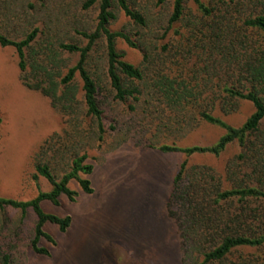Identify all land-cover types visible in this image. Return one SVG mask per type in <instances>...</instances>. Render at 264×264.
<instances>
[{
	"label": "rangeland",
	"instance_id": "1",
	"mask_svg": "<svg viewBox=\"0 0 264 264\" xmlns=\"http://www.w3.org/2000/svg\"><path fill=\"white\" fill-rule=\"evenodd\" d=\"M88 1L0 0V33L20 42L38 30L34 49L43 48L55 58L51 73L63 78L76 66L80 56L66 53L61 45L84 48L88 41L81 34L94 33L98 27L100 3L85 10ZM129 2L146 17L148 26L136 25L116 6L117 19L111 23L110 30L129 36L138 45L139 49H134L122 39L117 41L124 60L144 71V82L129 83L139 88L143 96L139 102L129 100L126 104L113 100L105 40H101L95 46L89 68L99 82V101L105 112L106 133L102 138L96 134L94 124L82 119L79 77L75 81L80 92L78 112H62L42 92L28 88V84L34 83L30 51L26 52L27 74L22 75L16 50L0 46V197L29 202L39 192L52 190L44 178L34 179L36 156L48 141L54 147L43 162L49 164L56 178L61 179L70 171L72 153H87L88 163L94 167L90 177L93 194H85L73 182L70 189L79 194L75 201L62 197L59 206L50 202L42 204L46 213L61 218L70 216L73 220L65 233L55 225H46L45 231L55 244L42 239L39 247L48 249L49 256L32 249L36 216L31 210L26 214L17 210L0 211V247L10 257L11 264H201L204 261L203 256L184 248L178 227L168 216L174 178L187 161L190 176L192 172H212L223 189H231L227 171L241 149L234 143L218 157L206 154L187 158L180 153L161 152L159 148L213 146L225 131L203 121L201 110L240 128L254 113V107L239 102L237 111L226 116L217 106L211 108L218 105L216 100L204 96L197 103L199 110L175 111L153 83L167 77L185 83L190 90L200 91L204 90V81H209L216 92L224 85L234 84L237 76L232 81L234 69L228 68L223 58L233 61L236 54L231 51V57L224 56L227 51H211L210 39L213 31L222 29L227 33L224 41L235 42L236 51L240 41L248 39L254 43L256 35L251 36L243 23L256 17L257 10L245 0H201L214 11L208 17L194 0H186L182 20L170 27L175 0ZM261 130L264 131V122ZM63 150L65 155H56ZM250 207L262 210L264 204L252 203ZM240 256L237 254L231 260L235 262Z\"/></svg>",
	"mask_w": 264,
	"mask_h": 264
},
{
	"label": "trees",
	"instance_id": "2",
	"mask_svg": "<svg viewBox=\"0 0 264 264\" xmlns=\"http://www.w3.org/2000/svg\"><path fill=\"white\" fill-rule=\"evenodd\" d=\"M165 1L167 0H160L161 3ZM245 1L257 10L256 17L248 18L243 23L251 31V36L256 35V39L253 38L254 43L249 42L248 39L240 41L237 43L239 48L236 51L235 42L224 41L227 33L222 29L218 32L213 31V38L210 39L211 45L213 44L211 51L223 53L227 51L228 53L224 56L231 57L233 56L231 51L236 54V57H232L233 61L223 58L225 65L234 69L232 81L234 76H237L233 81L234 84L224 85L223 89L216 92L213 86L209 85V81H204V90L200 91L190 90L185 83L173 81L167 77H162L153 83L159 95L175 111L199 110L200 105L197 103L202 101L204 96L211 98V101L216 100L218 105L214 104L211 108L217 106L226 116L237 111L239 102H248L254 107V113L240 128L229 125L209 111L201 110L199 115L203 121L225 131V134L213 146L179 148L164 145L159 148L161 152L180 153L187 158L206 154L218 157L234 143H237L241 149V154L228 167L227 181L232 184L231 189H223L220 180L212 172H192L193 176H190L187 161L182 163L174 178L167 206L168 216L176 223L184 248L204 257L201 264H264V209L250 207L252 203L264 204V131L261 130L264 122V0ZM97 2L100 3L98 27L94 33L81 34L88 41V45L84 48L73 44L61 45V49L66 53L80 56L76 66L71 68L63 78L51 73L56 59H52L43 48L34 49L38 30L28 34L20 42L11 40L0 33V46L16 50L22 75L27 74L26 52L30 51L34 83L28 84V88L42 92L51 99L53 107L60 108L62 112L68 114L78 112L77 97L80 92L75 86V81L79 77L82 83L84 107L83 110L81 108L82 119L94 124L98 130L96 134L99 133L102 138L106 133L105 112L99 101V82L89 68L92 53L95 46L101 40H105L107 76L113 100L118 104H126L129 100L139 102L143 96L142 91L129 83L144 82V71L124 60V55L118 51L117 41L122 39L131 48L139 49V47L129 36L112 32L110 25L117 19L116 6L127 18L142 28L148 26V21L142 13L132 8L129 0H89L84 9H90ZM194 2L205 16L211 17L214 14V11L206 7L201 0H194ZM185 4L186 0H175L169 20L170 27L182 20ZM132 110L135 109L132 108ZM53 147V142H46L35 160L34 179L37 181L39 177L44 178L52 187L50 192H39L37 198L29 202L0 197L2 212L17 210L26 214L31 210L35 214L36 225L31 246L34 252L43 256H49L50 252L48 249L39 247L40 241L46 239L55 244L54 239L45 231L46 225H55L62 233H65L72 226L73 220L70 216L61 218L46 213L42 204L50 202L59 206L62 197L75 201L79 194L70 189V184L73 182L79 184L85 194L94 193L90 180L94 167L88 163L87 153L83 155L79 152L72 153L69 160L70 171L58 179L49 164L43 162V158L53 151ZM57 154L62 156L66 154V151L63 150ZM81 175L86 178H82ZM222 206L228 207L227 210H224ZM254 251H260L261 254L255 256ZM245 252L247 254L242 255ZM237 254L241 256L237 261H232L231 259ZM0 264H11L10 257L4 255L1 247Z\"/></svg>",
	"mask_w": 264,
	"mask_h": 264
}]
</instances>
